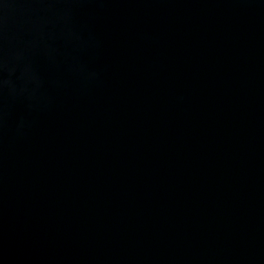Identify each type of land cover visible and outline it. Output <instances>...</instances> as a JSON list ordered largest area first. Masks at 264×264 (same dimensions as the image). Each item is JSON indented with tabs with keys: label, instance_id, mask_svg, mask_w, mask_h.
<instances>
[{
	"label": "water",
	"instance_id": "1",
	"mask_svg": "<svg viewBox=\"0 0 264 264\" xmlns=\"http://www.w3.org/2000/svg\"><path fill=\"white\" fill-rule=\"evenodd\" d=\"M0 264H264V0H0Z\"/></svg>",
	"mask_w": 264,
	"mask_h": 264
}]
</instances>
